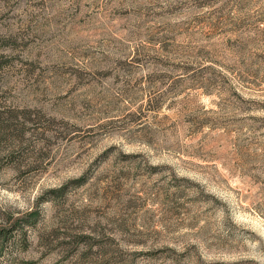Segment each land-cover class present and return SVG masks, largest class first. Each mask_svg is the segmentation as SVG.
I'll list each match as a JSON object with an SVG mask.
<instances>
[{
  "label": "rangeland",
  "instance_id": "obj_1",
  "mask_svg": "<svg viewBox=\"0 0 264 264\" xmlns=\"http://www.w3.org/2000/svg\"><path fill=\"white\" fill-rule=\"evenodd\" d=\"M0 264H264V0H0Z\"/></svg>",
  "mask_w": 264,
  "mask_h": 264
},
{
  "label": "trees",
  "instance_id": "obj_2",
  "mask_svg": "<svg viewBox=\"0 0 264 264\" xmlns=\"http://www.w3.org/2000/svg\"><path fill=\"white\" fill-rule=\"evenodd\" d=\"M12 239H14V237L10 235H5L4 233L0 232V246L2 243L11 241Z\"/></svg>",
  "mask_w": 264,
  "mask_h": 264
}]
</instances>
